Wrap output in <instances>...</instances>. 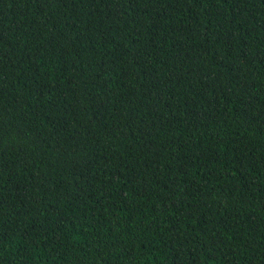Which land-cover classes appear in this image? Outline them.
I'll return each mask as SVG.
<instances>
[{
    "label": "trees",
    "instance_id": "1",
    "mask_svg": "<svg viewBox=\"0 0 264 264\" xmlns=\"http://www.w3.org/2000/svg\"><path fill=\"white\" fill-rule=\"evenodd\" d=\"M0 264H264V0H0Z\"/></svg>",
    "mask_w": 264,
    "mask_h": 264
}]
</instances>
